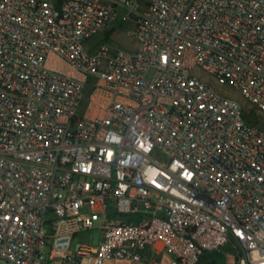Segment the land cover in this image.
I'll list each match as a JSON object with an SVG mask.
<instances>
[{"label": "built area", "instance_id": "1", "mask_svg": "<svg viewBox=\"0 0 264 264\" xmlns=\"http://www.w3.org/2000/svg\"><path fill=\"white\" fill-rule=\"evenodd\" d=\"M209 79L264 115V0H0V264H264V130Z\"/></svg>", "mask_w": 264, "mask_h": 264}, {"label": "rangeland", "instance_id": "2", "mask_svg": "<svg viewBox=\"0 0 264 264\" xmlns=\"http://www.w3.org/2000/svg\"><path fill=\"white\" fill-rule=\"evenodd\" d=\"M133 24H125L123 21H119L116 25L115 32L106 35L105 41L121 47L124 50L132 51L135 49L136 43L131 38V32L133 31ZM103 36H97L87 42V47L91 50H96L97 47L103 42ZM211 85L219 93L229 96L238 100L246 112V116L250 122L258 126L261 130H264V115L259 113L256 106L245 99L241 93L230 86L221 87L212 79H209ZM101 235L97 231H86L81 234L76 239V243H90L92 245H99L101 241ZM228 251V250H227Z\"/></svg>", "mask_w": 264, "mask_h": 264}]
</instances>
